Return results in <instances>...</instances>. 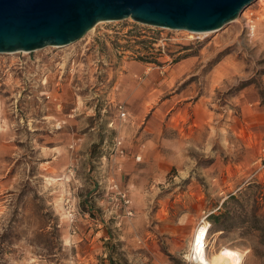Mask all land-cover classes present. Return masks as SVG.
<instances>
[{
  "label": "rangeland",
  "instance_id": "1",
  "mask_svg": "<svg viewBox=\"0 0 264 264\" xmlns=\"http://www.w3.org/2000/svg\"><path fill=\"white\" fill-rule=\"evenodd\" d=\"M262 1L216 32L128 18L0 53V264H198L202 220L208 257L264 264Z\"/></svg>",
  "mask_w": 264,
  "mask_h": 264
},
{
  "label": "water",
  "instance_id": "2",
  "mask_svg": "<svg viewBox=\"0 0 264 264\" xmlns=\"http://www.w3.org/2000/svg\"><path fill=\"white\" fill-rule=\"evenodd\" d=\"M256 0H0V53L64 47L103 21L216 32Z\"/></svg>",
  "mask_w": 264,
  "mask_h": 264
},
{
  "label": "bare ground",
  "instance_id": "3",
  "mask_svg": "<svg viewBox=\"0 0 264 264\" xmlns=\"http://www.w3.org/2000/svg\"><path fill=\"white\" fill-rule=\"evenodd\" d=\"M262 2L264 4V0ZM93 28L91 30H93ZM199 33H210V32H199ZM201 222L202 223L197 227L194 233V246L192 247L193 250L190 253L189 257L198 264H236L237 261L239 260V257L241 256V253L235 250L226 249L223 250L219 255L213 257L207 256L205 252V246H206V240L209 233L210 225L205 220H202Z\"/></svg>",
  "mask_w": 264,
  "mask_h": 264
},
{
  "label": "built area",
  "instance_id": "4",
  "mask_svg": "<svg viewBox=\"0 0 264 264\" xmlns=\"http://www.w3.org/2000/svg\"><path fill=\"white\" fill-rule=\"evenodd\" d=\"M247 25H248V30H249L250 35L254 36L255 35V31H256V24H255V22L253 20H248V24ZM113 187H115V188L118 189V185L117 184H113ZM119 193L122 196V198L124 200V203L125 204H130V198L127 195V193L124 192V191H120Z\"/></svg>",
  "mask_w": 264,
  "mask_h": 264
},
{
  "label": "trees",
  "instance_id": "5",
  "mask_svg": "<svg viewBox=\"0 0 264 264\" xmlns=\"http://www.w3.org/2000/svg\"><path fill=\"white\" fill-rule=\"evenodd\" d=\"M220 218V214H217L215 212L211 213L209 216H208V219L212 222V223H215L216 221H218Z\"/></svg>",
  "mask_w": 264,
  "mask_h": 264
}]
</instances>
